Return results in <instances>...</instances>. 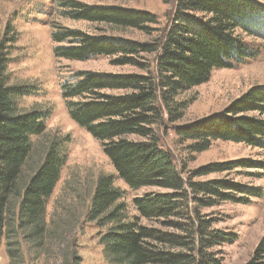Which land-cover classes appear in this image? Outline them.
<instances>
[{
    "label": "trees",
    "instance_id": "16d2710c",
    "mask_svg": "<svg viewBox=\"0 0 264 264\" xmlns=\"http://www.w3.org/2000/svg\"><path fill=\"white\" fill-rule=\"evenodd\" d=\"M51 3L71 20L114 28L145 32L155 19L145 12L87 6L75 0H51ZM245 37L264 39V4L257 0H175L168 29L157 44L90 36L75 29L52 32L51 39L56 44L53 54L58 59L86 61L104 56L115 66H135L144 72H79L60 87L70 119L101 144L118 178L127 187L139 190L153 186L171 191L134 198L131 215L123 201L124 193L114 186V179L98 178L86 220L105 230L100 245L108 264H216L213 254L206 252L216 245L235 241L233 234L208 231L202 220H198L200 224L195 229L176 221L182 215L185 187L196 195L241 204L260 198V189L223 180L207 183L184 180L172 154L160 148L156 126L162 123L164 114L170 122L179 120L187 103L176 97L206 83L213 70L232 68L254 58L256 52L245 43ZM145 54L156 55L152 71L150 64L140 62ZM4 83L0 77V245L3 238L13 233L14 225L26 232V239L38 244L49 233L46 203L66 163L68 139L46 136L41 160L23 177L35 150L32 138L44 137L49 112H21L17 99L29 91L25 86ZM250 113L264 115V87L251 89L221 115L177 127L176 135L190 141L194 153L207 150L214 141L264 149V119L248 116ZM240 163L242 167L256 168L255 164ZM225 167L210 165L204 173L222 172ZM160 220L163 227H172L182 235L142 224ZM177 248L192 254L171 252ZM7 254L14 258L15 252L9 248ZM70 261L80 264L74 255ZM247 264H264V237Z\"/></svg>",
    "mask_w": 264,
    "mask_h": 264
},
{
    "label": "rangeland",
    "instance_id": "374dc122",
    "mask_svg": "<svg viewBox=\"0 0 264 264\" xmlns=\"http://www.w3.org/2000/svg\"><path fill=\"white\" fill-rule=\"evenodd\" d=\"M87 6L118 7L153 16L148 30L122 29L83 20H71L51 0H0V77L7 86H25L29 93L17 99L21 112L39 110L49 112L44 137L32 138L35 145L31 160L25 166L23 177L28 176L41 160L46 136L67 138L66 163L51 197L46 203V229L38 244L26 239V232L14 225L8 238L0 245V264H72L71 256L80 264H108L102 254L100 238L105 230L86 220L90 200L96 182L101 176H111L114 186L124 193L123 201L132 215V200L144 196L171 193L170 190L148 186L131 190L120 180L105 156L101 144L69 117L65 101L61 98V85L79 72L108 74H143L135 66H115L110 58L93 57L86 61L58 59L53 50L51 34L55 30L75 29L90 36H110L138 43L157 44L168 29L174 13L175 0H75ZM264 4V0H257ZM11 38V39H10ZM11 40H16L12 43ZM245 43L256 52L252 59L235 64L232 68L215 69L209 80L176 97L187 103L182 117L170 122L163 115L156 126L159 146L168 150L184 180L207 183L223 180L232 184L260 189V198H251L248 204L221 201L205 194H193L185 187V199L181 201L179 221L193 227L206 222L208 231L217 234H233V243L216 245L206 253L215 257L216 264H247L264 237V149L241 143L214 141L200 153L190 150V141L176 135V128L200 119L221 115L232 103L253 88L264 87V39L245 37ZM144 64L154 70L156 55H141ZM264 119V115L247 114ZM129 139L139 140L135 137ZM38 147V148H37ZM245 162L251 167H242ZM225 167L222 172H205L210 165ZM258 167V168H257ZM203 173V174H201ZM146 227L167 233L182 235L172 227H163L160 221H142ZM185 235V234H184ZM8 244L11 246L9 247ZM14 250V258L7 251ZM69 252V253H68ZM174 253L190 255L181 248ZM73 253V254H72ZM66 254L68 258L65 259ZM195 255V252L193 253Z\"/></svg>",
    "mask_w": 264,
    "mask_h": 264
}]
</instances>
